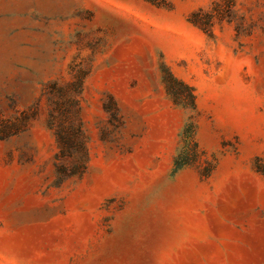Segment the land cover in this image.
I'll return each mask as SVG.
<instances>
[{
	"label": "rangeland",
	"instance_id": "374dc122",
	"mask_svg": "<svg viewBox=\"0 0 264 264\" xmlns=\"http://www.w3.org/2000/svg\"><path fill=\"white\" fill-rule=\"evenodd\" d=\"M0 264H264V0H0Z\"/></svg>",
	"mask_w": 264,
	"mask_h": 264
},
{
	"label": "trees",
	"instance_id": "16d2710c",
	"mask_svg": "<svg viewBox=\"0 0 264 264\" xmlns=\"http://www.w3.org/2000/svg\"><path fill=\"white\" fill-rule=\"evenodd\" d=\"M202 9H199L198 11H194L191 13L189 20L194 25H197L201 27L202 29L210 30L213 25V19L210 16L207 20L203 21L199 18L200 13L202 12ZM175 84H179L182 90H186L187 97L184 95L182 90H179L175 87ZM166 88L168 92L174 96V100L178 104H182L183 106H186L185 100L189 98L192 107L195 106V95L193 94V88L185 83L184 81L178 80L171 72H168V78L166 79Z\"/></svg>",
	"mask_w": 264,
	"mask_h": 264
}]
</instances>
